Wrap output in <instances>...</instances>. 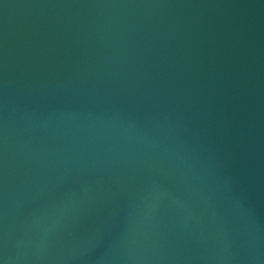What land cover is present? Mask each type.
Returning <instances> with one entry per match:
<instances>
[{
    "label": "water",
    "instance_id": "1",
    "mask_svg": "<svg viewBox=\"0 0 264 264\" xmlns=\"http://www.w3.org/2000/svg\"><path fill=\"white\" fill-rule=\"evenodd\" d=\"M0 264H264V0H0Z\"/></svg>",
    "mask_w": 264,
    "mask_h": 264
}]
</instances>
